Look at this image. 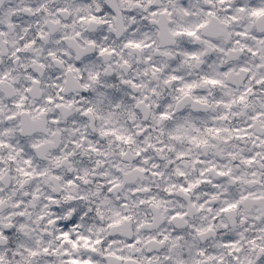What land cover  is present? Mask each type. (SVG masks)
I'll return each mask as SVG.
<instances>
[{
    "label": "clouds",
    "instance_id": "clouds-1",
    "mask_svg": "<svg viewBox=\"0 0 264 264\" xmlns=\"http://www.w3.org/2000/svg\"><path fill=\"white\" fill-rule=\"evenodd\" d=\"M259 81L264 0H0V264H264Z\"/></svg>",
    "mask_w": 264,
    "mask_h": 264
},
{
    "label": "snow or ice",
    "instance_id": "snow-or-ice-1",
    "mask_svg": "<svg viewBox=\"0 0 264 264\" xmlns=\"http://www.w3.org/2000/svg\"><path fill=\"white\" fill-rule=\"evenodd\" d=\"M254 14H255V15H260L261 13L257 12V13H254ZM188 35H190V36H194V35H195V32H189ZM136 46L139 47V45H136ZM172 79H173V80H176V79H179V78L173 76ZM205 82H206V83L213 84V85L219 83L218 81H215V80H206ZM259 83L264 84V81H259ZM188 87L191 88L192 86L189 85ZM240 99L243 100V96H242ZM162 118L167 119V118H168V114H167V113L162 114ZM210 131H211V129H210ZM217 131H219V130L217 129ZM247 162H248V163H252L253 161L249 160V161H247ZM28 163H30V162H28ZM154 167H155V165H154ZM180 174L183 175V173H180ZM218 174L221 175V176H225V175H228L229 173L224 172V171H220ZM184 190L187 191V190H189V189H184ZM235 207H236L235 204H231V205H229V208H228V209H222V211H227V210H230L231 208H235ZM64 238H65V239H68V233H64ZM82 239H84V238L82 237ZM166 239H168V238L165 237V240H166ZM96 243H100V241H97ZM72 245H73L74 248L77 247L76 242H72ZM226 246H229V245H226ZM92 250L95 251V249H92ZM45 251H47V250H45ZM33 254L35 255V253H33ZM70 264H81V262L78 261V260H72V261L70 262ZM84 264H91V261H90V260H89V261H85Z\"/></svg>",
    "mask_w": 264,
    "mask_h": 264
}]
</instances>
